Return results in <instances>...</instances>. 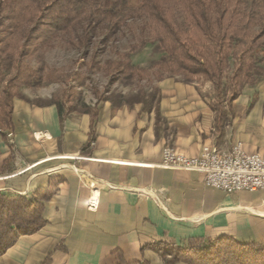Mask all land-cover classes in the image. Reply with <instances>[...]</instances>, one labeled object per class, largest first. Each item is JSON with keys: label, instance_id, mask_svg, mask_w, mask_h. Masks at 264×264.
<instances>
[{"label": "crops", "instance_id": "0c3cea01", "mask_svg": "<svg viewBox=\"0 0 264 264\" xmlns=\"http://www.w3.org/2000/svg\"><path fill=\"white\" fill-rule=\"evenodd\" d=\"M171 78L140 90L157 88V111L138 89L123 91L117 106L99 100L93 123L85 107L96 102L68 100L60 111L49 83L19 88L12 126L0 130V191L50 196L46 223L20 235L0 264H165L141 247L223 235L264 243V189L227 192L206 186L200 171L160 165L166 145L188 155L203 144L228 150L236 142L263 152L264 83H247L229 107L224 102L227 119L218 126L213 83Z\"/></svg>", "mask_w": 264, "mask_h": 264}, {"label": "trees", "instance_id": "16d2710c", "mask_svg": "<svg viewBox=\"0 0 264 264\" xmlns=\"http://www.w3.org/2000/svg\"><path fill=\"white\" fill-rule=\"evenodd\" d=\"M136 1L135 12L148 18L149 35L107 65L126 77L136 76L137 80L148 72L156 80L177 75L185 81L210 80L216 92L210 105L218 126H222L228 113L224 102L229 107L258 71L257 50L264 48V0ZM125 3L126 0H0V130L12 126V99L21 95V86L39 87L70 77L78 80L77 73H63L55 68L44 71L25 64L22 59L36 49L37 43L77 27H81L79 40L83 45L90 42L98 28H108L112 34L118 30ZM14 32H21L23 37L17 55L3 56L6 39ZM148 43L154 44L159 58L149 68H143L133 63L132 55ZM139 94L146 108L155 107L157 111V88ZM110 99L114 106L123 100L121 94ZM52 102L62 110L64 104L57 98L53 97ZM98 102L99 99L92 108L85 107L92 123L97 117ZM49 196L43 189L30 196L0 191V255L20 235L36 232L46 223L43 209ZM145 248L158 252L165 264H264V243L239 242L225 235L209 241L190 239L181 244L156 241L143 245L141 251Z\"/></svg>", "mask_w": 264, "mask_h": 264}, {"label": "rangeland", "instance_id": "374dc122", "mask_svg": "<svg viewBox=\"0 0 264 264\" xmlns=\"http://www.w3.org/2000/svg\"><path fill=\"white\" fill-rule=\"evenodd\" d=\"M137 7L136 0H126L119 16L118 30L112 34L108 28H98L90 42L83 45L79 40L81 27L70 29L68 33L38 42L36 49L22 61L34 69L41 67L47 71L49 68H55L63 73H77L78 80L70 77L64 81L49 83L54 89L53 97L64 105L68 100L79 105L84 101L96 102L97 99L111 98L123 91L125 93L135 89L140 91L143 86L156 83L154 74L148 72L137 80L136 76L126 77L107 65L108 61L117 59L121 53L148 37V18L144 14L135 12ZM178 18L181 19L180 15ZM22 41L21 32H14L7 37L6 46L1 54L17 55ZM153 47L154 44L148 43L134 53L133 63L149 68L152 61L159 58V53L155 52ZM257 54L258 71L254 74L252 83H264V48L258 49ZM81 79L84 81L82 84L78 83ZM171 81L172 83L189 82L185 81L182 75L172 77ZM193 83L203 82L197 80Z\"/></svg>", "mask_w": 264, "mask_h": 264}, {"label": "built area", "instance_id": "2783aa9c", "mask_svg": "<svg viewBox=\"0 0 264 264\" xmlns=\"http://www.w3.org/2000/svg\"><path fill=\"white\" fill-rule=\"evenodd\" d=\"M160 165L200 171L206 186L227 192L264 189V151L248 152L241 142L234 143L228 150L203 144L196 155L166 145Z\"/></svg>", "mask_w": 264, "mask_h": 264}]
</instances>
